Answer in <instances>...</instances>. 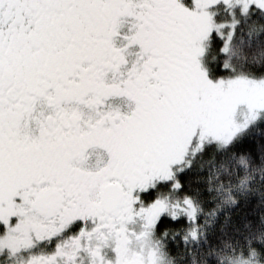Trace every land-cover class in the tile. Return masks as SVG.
I'll list each match as a JSON object with an SVG mask.
<instances>
[{"label": "snow or ice", "instance_id": "obj_1", "mask_svg": "<svg viewBox=\"0 0 264 264\" xmlns=\"http://www.w3.org/2000/svg\"><path fill=\"white\" fill-rule=\"evenodd\" d=\"M0 264H264V0H0Z\"/></svg>", "mask_w": 264, "mask_h": 264}]
</instances>
